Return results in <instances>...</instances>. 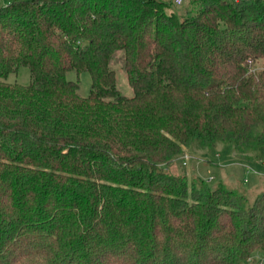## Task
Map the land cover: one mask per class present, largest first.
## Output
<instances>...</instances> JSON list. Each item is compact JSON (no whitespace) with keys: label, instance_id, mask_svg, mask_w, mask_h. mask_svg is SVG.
<instances>
[{"label":"trees","instance_id":"trees-1","mask_svg":"<svg viewBox=\"0 0 264 264\" xmlns=\"http://www.w3.org/2000/svg\"><path fill=\"white\" fill-rule=\"evenodd\" d=\"M225 145L264 163V0L0 7V264H264V178L174 168Z\"/></svg>","mask_w":264,"mask_h":264},{"label":"rangeland","instance_id":"rangeland-1","mask_svg":"<svg viewBox=\"0 0 264 264\" xmlns=\"http://www.w3.org/2000/svg\"><path fill=\"white\" fill-rule=\"evenodd\" d=\"M227 1L234 2L235 0ZM8 2L9 0H0V7L7 5ZM114 71L118 90L123 95L131 97L132 92L124 72L119 65L114 67ZM67 78L78 81L81 96L87 97L89 95L91 78L87 72L80 73L79 75L75 72H70ZM4 81L11 84L27 85L29 83V71L27 68H21L16 74L8 75ZM184 156L186 155L182 157ZM254 156V163L242 162L235 158L230 145L218 146L203 154L192 155L186 165H184V161L182 163L179 162L181 159L177 160L174 168L178 174H185L189 178L196 177L205 180L212 178L210 186H215L221 181L227 187L244 192L248 197H251V195L256 193L254 188L258 183L259 176L264 178V163H259V160ZM262 186H264V181L262 182ZM261 257L259 252L255 254V259H261Z\"/></svg>","mask_w":264,"mask_h":264},{"label":"built area","instance_id":"built-area-1","mask_svg":"<svg viewBox=\"0 0 264 264\" xmlns=\"http://www.w3.org/2000/svg\"><path fill=\"white\" fill-rule=\"evenodd\" d=\"M182 0H175V3L177 5L181 4ZM190 157H188L187 155L183 157V161H184V165L187 164V162L189 161ZM210 181V179H208V182Z\"/></svg>","mask_w":264,"mask_h":264}]
</instances>
